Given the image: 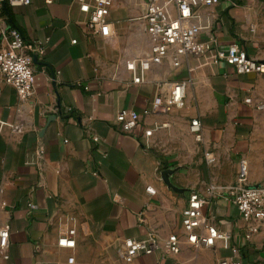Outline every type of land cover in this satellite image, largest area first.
Instances as JSON below:
<instances>
[{"label":"crops","instance_id":"crops-1","mask_svg":"<svg viewBox=\"0 0 264 264\" xmlns=\"http://www.w3.org/2000/svg\"><path fill=\"white\" fill-rule=\"evenodd\" d=\"M247 1L200 7L198 22L207 28L199 39L213 40L212 50L182 58L178 67L167 58L137 85L125 62L149 52L142 2L115 0L97 35L73 0L0 7V33L13 27L26 40L46 41L25 102L0 76V230L9 226L8 238H0V264H217L232 258L233 249V261L264 264V228L248 234L235 206L221 196L209 197L202 208V224L221 234L214 246L195 248L181 237L189 191L233 184L240 157L251 183L264 178V118L243 102H264V74L237 75L216 57L237 42L264 60L248 30ZM171 82L186 84L183 107L165 117L142 116L133 133L122 132L118 113H141L164 92L157 85ZM194 118L202 126L197 145L215 157L211 166L202 159L193 167L188 126ZM163 121L169 128L146 139L144 130ZM13 125L21 127L19 136ZM70 227L74 248L58 247ZM148 235L180 237V253L127 258L123 241Z\"/></svg>","mask_w":264,"mask_h":264},{"label":"built area","instance_id":"built-area-1","mask_svg":"<svg viewBox=\"0 0 264 264\" xmlns=\"http://www.w3.org/2000/svg\"><path fill=\"white\" fill-rule=\"evenodd\" d=\"M58 0H43L45 6L52 5ZM115 0H73L79 12L85 16V26L92 34H99ZM140 1L144 5L143 20L149 40L147 55L125 62L132 84H143L146 73L152 66L162 64L170 58L172 65L178 67L180 60L186 57L205 56L213 48V40L201 41L199 34L207 27L198 22V9L212 7L225 0H129ZM30 0H0V7L19 8L28 6ZM46 41H29L22 33L13 27L1 30L0 33V76L2 81L14 88L20 102H25L30 96L34 84L33 64L45 56ZM216 57L231 67L237 75L264 74V60L255 59L248 55L239 43L234 42L226 50H218ZM157 87L165 88L158 92L148 102L141 113L131 109H122L117 115V123L122 132L133 133L138 127L142 116L165 117L174 109L183 107L186 84L184 82L161 83ZM244 104L257 111L264 110V102L247 97ZM169 128L166 121L155 122L144 130L146 139L159 130ZM12 132L19 136L22 132L19 125H13ZM188 134L196 144L203 141L202 126L198 118L190 121ZM203 159L206 165L215 163V157L210 151H204ZM96 176V173H94ZM146 192L154 195L155 191L147 187ZM221 196L233 204L239 213L243 227L248 234H254L264 228V178L258 183L249 181L248 162L244 157L238 161L236 178L233 184L225 186L209 185L203 193L189 191L186 206L182 211V238L195 248H211L221 237L217 228L210 224H202V208L209 197ZM33 209L31 204H28ZM73 223L74 218H68ZM9 236V226L0 230V238L4 241ZM57 246L72 249L75 246V229L68 228L59 236ZM125 256L129 259L140 255L159 254L165 258L177 255L181 251V238L173 236L159 240L153 235L145 238H128L122 244ZM237 257L238 250H232ZM232 257V258H233ZM232 258H223L217 264H240ZM73 262L72 258L68 259Z\"/></svg>","mask_w":264,"mask_h":264},{"label":"rangeland","instance_id":"rangeland-1","mask_svg":"<svg viewBox=\"0 0 264 264\" xmlns=\"http://www.w3.org/2000/svg\"><path fill=\"white\" fill-rule=\"evenodd\" d=\"M247 5L250 10V20L248 24V30L253 38L254 42H256L258 52L262 55V59H264V0H248ZM252 114L257 115V117H263L264 118V110L261 112H257L254 109H249ZM193 143V150H194V163L199 164V162H202L203 159V151L201 146ZM261 159L264 160V157ZM251 168V165H249ZM250 177H251V171H250Z\"/></svg>","mask_w":264,"mask_h":264},{"label":"water","instance_id":"water-1","mask_svg":"<svg viewBox=\"0 0 264 264\" xmlns=\"http://www.w3.org/2000/svg\"><path fill=\"white\" fill-rule=\"evenodd\" d=\"M162 176H163V178H165L164 174Z\"/></svg>","mask_w":264,"mask_h":264}]
</instances>
